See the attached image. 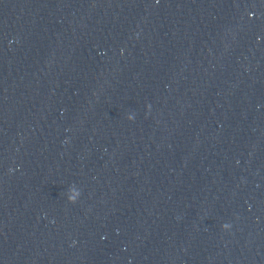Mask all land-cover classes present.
Here are the masks:
<instances>
[{"label":"clouds","instance_id":"9594fccd","mask_svg":"<svg viewBox=\"0 0 264 264\" xmlns=\"http://www.w3.org/2000/svg\"><path fill=\"white\" fill-rule=\"evenodd\" d=\"M129 118L131 119V117H129ZM78 196H79V192L77 191L75 196L69 197L68 199L70 202H75ZM224 227H228V226L224 225Z\"/></svg>","mask_w":264,"mask_h":264}]
</instances>
